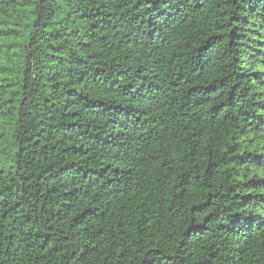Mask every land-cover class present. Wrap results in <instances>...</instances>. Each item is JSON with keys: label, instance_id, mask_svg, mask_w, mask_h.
Here are the masks:
<instances>
[{"label": "trees", "instance_id": "16d2710c", "mask_svg": "<svg viewBox=\"0 0 264 264\" xmlns=\"http://www.w3.org/2000/svg\"><path fill=\"white\" fill-rule=\"evenodd\" d=\"M0 264H264V0H0Z\"/></svg>", "mask_w": 264, "mask_h": 264}]
</instances>
